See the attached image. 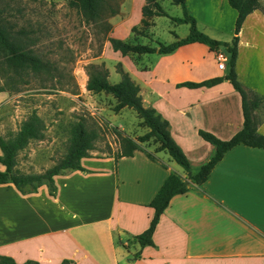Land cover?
Here are the masks:
<instances>
[{
	"label": "crops",
	"instance_id": "crops-1",
	"mask_svg": "<svg viewBox=\"0 0 264 264\" xmlns=\"http://www.w3.org/2000/svg\"><path fill=\"white\" fill-rule=\"evenodd\" d=\"M144 4L145 0H119L118 13L108 19L107 36L124 41L148 36V30L140 28ZM186 4L198 28L209 37L221 41L220 36H233L237 12L227 0H186ZM260 5L264 10L262 1ZM133 27L140 33L135 34ZM246 31L251 33L249 40H244ZM261 31L264 14L257 9L240 29L235 71L238 81L264 97ZM206 50L208 46L195 42L167 54L122 55L106 40L103 55L110 54L115 62H107L103 55L92 61L104 63L108 80L113 75L120 80L115 66L121 64L139 86L143 105L169 122L170 135L186 155L192 174L215 153L198 130L227 140L244 122L240 95L228 80L199 88L178 85L226 74L218 67L205 75L194 74L193 61ZM133 57L156 63L127 62ZM110 124L134 141L146 132L140 120L142 132L133 135ZM257 131L264 135V121ZM155 148L151 141L140 143L131 156L117 157V141L110 150L90 151L80 161L83 170L54 176V195L40 197L38 189L0 198V255L38 264L64 260L68 264H264V150L239 144L224 154L205 182L190 183L185 193L170 199L152 234L153 244L140 247L134 237L149 226L154 212L150 201L169 173L185 177L166 152H154Z\"/></svg>",
	"mask_w": 264,
	"mask_h": 264
},
{
	"label": "trees",
	"instance_id": "trees-1",
	"mask_svg": "<svg viewBox=\"0 0 264 264\" xmlns=\"http://www.w3.org/2000/svg\"><path fill=\"white\" fill-rule=\"evenodd\" d=\"M227 1L237 12L233 36L230 42L215 40L200 31L196 19L188 10L186 0H171L173 4L180 6L183 13L182 17H172V20L179 24L187 23L189 25V33L183 38L175 36L173 42L167 44L158 42L157 46H150L107 36L111 29L108 19L118 13L119 3L111 6L109 0H69L70 6L76 8L83 21L87 24L100 26L112 49L119 51L122 55L128 53L167 54L182 45L195 42L207 45L212 51H216L219 46H222L228 53V71L223 77L178 84L189 88H199L202 86H213L226 79L239 93L241 109H243L244 122L242 129L227 140L220 139L209 131L198 130L199 136L215 147V153L194 174L191 173L186 155L170 135L169 122L162 118L154 108L143 105L139 86L132 80L128 72L122 68L120 63L116 64V71L120 74V80L117 83L109 82L108 69L103 64L89 63L85 67L87 75L86 90L94 94H111L116 100L112 110L118 112L123 108L133 109L140 120V126L146 129L145 133L136 137V141L129 136L118 133L119 151L117 152V157L131 156L140 143L151 141L156 144L154 152H166L175 163L182 167L185 173V177L169 173L150 201L149 206L153 208L154 212L149 226L134 237L140 247L153 244L152 234L170 199L176 194L185 193L190 183L201 184L205 182L213 167L228 150L238 144L264 150V135L259 134L257 131L264 121L257 115V112L264 104V97L238 81L235 71L240 29L243 28L250 14L257 9L264 14V10L261 8L259 0ZM141 11L143 28L151 26L153 24L152 19L155 16H167L158 0H145ZM132 31L140 33L136 27H133ZM36 41V38L31 36V31L25 28L14 29L13 25L2 16L0 11V80L2 81L0 92H19L20 85L27 84L30 77L38 78L42 82L41 86H45V81H51L53 82L51 85L56 84L61 88L65 87L62 81L65 75L59 66L43 58L35 50ZM44 131V121L36 111H32L14 134L7 138L0 135V164L4 167L3 170H0V185L11 183L19 192L27 194L36 192L38 187L46 182L53 190L54 176L61 174L65 170H83L80 161L82 158L90 156V151L93 149L98 132L88 127L85 119L80 117L77 121L70 124L66 152L51 167L42 173L23 174L18 172L15 167L19 151L24 149L30 141L43 140L45 137ZM147 155L149 158L154 159L152 152L148 151ZM27 186L30 187L29 190L24 189ZM50 195H53V192ZM137 255L135 254V256ZM0 264H38V262L27 260L23 263H17L10 256L0 255ZM61 264H68V261L64 260Z\"/></svg>",
	"mask_w": 264,
	"mask_h": 264
},
{
	"label": "rangeland",
	"instance_id": "rangeland-1",
	"mask_svg": "<svg viewBox=\"0 0 264 264\" xmlns=\"http://www.w3.org/2000/svg\"><path fill=\"white\" fill-rule=\"evenodd\" d=\"M158 1L167 16L154 17L153 24L149 28L141 26L143 30H148L149 35L137 37L136 40H131L132 42L155 46L158 42L170 43L175 36L183 38L189 33L187 23L179 24L172 20V17L183 16L180 6L173 4L171 0ZM259 1H262L264 5V0ZM109 3L115 6L119 0H109ZM0 11L14 29L25 28L31 31V36L37 40L34 45L35 50L43 58L59 66L65 75L62 80L65 84L64 88L56 84L51 85L53 84L51 81H45V86H41L42 82L38 78L30 77L27 84L20 85L19 92H0V101L4 100L0 106L2 137L7 138L14 134L32 111H36L45 124L44 139L41 142L40 140L30 141L24 149L19 151L15 167L18 172L42 173L47 166L62 157L68 144L70 124L80 117L85 119L88 127L98 132L91 151L103 152L110 150L111 146L115 147L118 141L117 135L121 132L110 122L120 125L129 135L142 132V128L138 125L139 118L133 109L124 108L120 112H114L112 109L116 100L112 99L111 94H94L85 88L86 65L97 60L104 53V44L107 39L100 26L85 23L76 8L70 6L69 0H0ZM199 30L203 32L202 28ZM203 33L208 35L206 32ZM220 37L221 41L229 42L232 38V36ZM250 38L251 33L246 31L244 40ZM259 38L264 40L262 31ZM218 53H223L226 57L223 73H227L228 53L224 47L219 46L214 51L215 55L208 47V50L202 52L200 57L195 58L192 66L194 74L198 72L199 75H205L215 71ZM103 56L107 62L110 61L111 64L115 62L110 54ZM128 61L134 62L135 65H143L142 63H149V61L156 63L154 59L140 60L137 57ZM152 69H156V66ZM114 77L115 75L110 77V83L119 81ZM257 115L264 120V104ZM171 162L179 173L183 170L180 165L172 160ZM0 170H3L1 165ZM24 189L29 190L30 187L27 186ZM38 189L40 197L49 196L51 192L54 195L56 192V187L53 186L52 190L46 182ZM17 192L19 191L11 183L0 185V198L10 197Z\"/></svg>",
	"mask_w": 264,
	"mask_h": 264
},
{
	"label": "built area",
	"instance_id": "built-area-1",
	"mask_svg": "<svg viewBox=\"0 0 264 264\" xmlns=\"http://www.w3.org/2000/svg\"><path fill=\"white\" fill-rule=\"evenodd\" d=\"M216 60H217V67L220 69V70H224L225 69V61H226V57L224 56L223 53H218L216 55Z\"/></svg>",
	"mask_w": 264,
	"mask_h": 264
}]
</instances>
